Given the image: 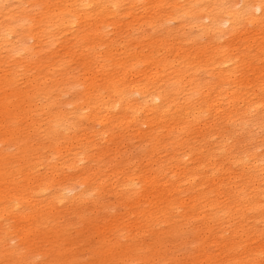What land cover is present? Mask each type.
Masks as SVG:
<instances>
[{
	"label": "bare ground",
	"instance_id": "1",
	"mask_svg": "<svg viewBox=\"0 0 264 264\" xmlns=\"http://www.w3.org/2000/svg\"><path fill=\"white\" fill-rule=\"evenodd\" d=\"M51 1L0 0V69L10 58L16 61L4 89H16L20 65L30 73L38 52L61 38L70 46L67 56L91 52L89 60L74 58L83 72L69 70L59 84L76 92L72 77L76 84L84 77L88 99L74 93L72 109H64L49 71L41 80L29 78L32 90L19 88L23 100L6 98L14 119L0 139L7 145L0 150L6 167L0 168V249L17 237L33 240L58 221L59 205L73 211L85 202L103 206L94 194L110 186L128 200V245L141 248L127 249L119 256L122 264L140 257L164 264L171 242L198 250L184 254V264H264V0ZM183 19L187 32H165L170 21ZM150 27L161 33L152 35ZM130 30L133 36L124 35ZM3 105L2 120L8 116ZM24 118L28 127L42 128L44 143L25 145L19 135ZM123 131L151 145L141 163L122 160L110 179L99 164L88 161L78 169L85 159L119 157L113 153H122ZM77 186L85 187L77 192ZM160 217L186 219L196 234L168 240L150 254L140 239H146L147 222ZM122 232L112 239L121 242ZM116 259L110 255L111 264Z\"/></svg>",
	"mask_w": 264,
	"mask_h": 264
},
{
	"label": "rangeland",
	"instance_id": "2",
	"mask_svg": "<svg viewBox=\"0 0 264 264\" xmlns=\"http://www.w3.org/2000/svg\"><path fill=\"white\" fill-rule=\"evenodd\" d=\"M52 3L53 0L51 1V4ZM40 9L42 8L40 7ZM24 15H26V12L24 13ZM131 19L132 16H128L124 19L125 23H130L128 21H130ZM183 21H170V25H167L168 28H166L167 30H165V32H167L170 27L176 28L180 33L187 32L188 28H186L187 26L184 24L185 22H188L185 19H183ZM125 23L117 26L116 35L124 31ZM148 31L154 36H157L161 33L160 30L156 31L151 27L148 29ZM196 32L197 29L193 28L191 30V33L187 35H191V37H194ZM124 35H128L131 37L134 35V31H127L124 33ZM175 37L178 38V36H172L174 40H176ZM172 38H169L170 41H172ZM203 38V41L207 40V37ZM142 40L144 42L149 41L148 38H143ZM67 47H70L68 42L66 41V39L61 38L50 48L45 47L41 52H38V61L31 63L30 73L26 71L24 66L20 65L18 70L19 79L15 82H12V85L17 90L11 89L6 92L3 83V81H5V79L9 77L7 69L13 67L16 61L10 58L5 63L4 67L0 69V105L4 104V109H8V116L5 118L7 120L4 121L5 119H0V139H4L6 137V127H8L10 122L14 119V115L12 114L11 110L13 107L8 104L6 98H17L18 100H23L25 96H21L18 90L19 88H23V90H25L26 92L32 90L31 82L29 81L30 77H38L41 80L43 73L45 71H49L50 78L48 82L55 85V87L57 88L55 92H59L62 94V100L66 104L64 105V109H68V107L69 109H72V100L74 97V93L79 95V97H81V95L83 94L88 96L87 92H84V90L87 91V89L84 88L85 85L83 84V81L85 79L82 76L79 79L81 84H76L75 77H72L71 79L70 84L75 83L73 87L76 88V92L72 91L73 88H70L69 84L66 88L62 89L59 86V84L62 85V83L68 79L69 74H67V72L69 70H73V73L75 71L77 76H79V74L83 72V66H79L74 58H86L87 60L91 58V52L89 50H87L85 53L73 52L72 57L67 56ZM14 58L18 59V57ZM59 64L61 65L58 66ZM68 87L69 89H71L70 91H67L69 90ZM77 95L75 99L77 98ZM84 95L82 96L83 102L88 99L86 98L87 96L85 97ZM35 118L38 120V122H40L42 119V115L36 116ZM86 122L87 120L83 119L81 127L86 125ZM27 123L28 122L25 121V118L20 121L21 131L19 132V135L25 139V145L29 146L30 149L34 146H38L44 143V132L42 131V128L34 130L33 128L28 127ZM94 125H96L97 128H101V124L99 125V123H95ZM81 127H79V129ZM144 128L146 127L144 126ZM134 135L135 133H133L132 131H123L122 137L124 139L125 137L127 138L125 140L121 138L124 141V145L122 147L123 149H121L122 153H113V156L120 154V156L117 157L118 159L114 158L111 162H108L110 158H108V156L104 154L102 156H99V163L91 162L89 159H85L86 161H82L83 163L79 162L80 164H78V169H81L83 166L87 165L88 161L92 164V167L94 166V164L95 166L99 164L100 166H102V169L106 167V169H103L102 171L103 173H105V175H109L104 179H110L112 173V170L110 169H112L113 166H115L117 163H119V165L121 164V167H123V164H127V166L131 165V162L129 161H132V163H134L136 162L135 159L137 160V162L140 161L141 163L143 158L142 156H144L143 153H146L151 145L143 140V143H140V135L137 134L138 138H136L137 135L136 137ZM256 141L254 142V145L255 143H260L261 141L264 143V141H260L259 138ZM106 143L107 139H102L99 145L104 146ZM145 143H147L149 147ZM250 145L253 146V144H249L248 146ZM6 146V144L0 142V150L5 148ZM262 147H264V144ZM252 148H254V146ZM101 149L102 147H97L96 150ZM123 156H125L126 159H123ZM129 157L133 158L131 159ZM122 160H124L123 164ZM1 167L6 168L4 161L0 159V168ZM124 167L127 168L125 165ZM65 170L68 173L72 172V169L69 168H66ZM1 176L2 173L0 170V177ZM141 183L142 185H145V181L143 179L141 180ZM84 187L85 186H77L76 191L79 192V190L81 191L82 189H84ZM148 188H152V185H148ZM76 191H72L73 193L70 192L71 194H69V196L73 197L76 194ZM94 196L101 199V201L104 203L103 206L96 208L94 202H85L82 203L84 204L83 206L85 208L79 209V211H73L63 204L59 205L58 221H52L50 226L41 228V230L38 231L36 237L33 240H29L24 237H17L9 241V243L3 242L2 249H0V264H23V260L25 257H27V259L31 261L30 264H62V258H65L67 260L74 258V263L71 264H111V261L109 260L110 255L114 259L117 258L116 260H114V264H116V261H118V264H122L123 262L121 261V259H119V256L124 255L127 249L129 250V253L136 249H141L140 245L138 244L128 245V241L130 239L128 237L129 233L125 232L128 230H124L123 228V225L127 222V216L130 211V208L124 205V201L128 200L119 198V194L116 192V189H111L110 186H104V188H100L98 190V194L96 193L94 194ZM83 210H85V212H82ZM64 226H66L65 229L63 228ZM145 230L147 233L146 239H140V241L151 246V250L148 252L150 254L156 253L158 245L165 244L166 242H168V240H177L176 238L179 237L196 234L195 228H192L190 226V223L183 218H179L177 220H169L163 217L154 218L151 221L147 222ZM121 231H123L120 236V241L122 243L116 241L115 239H112L114 235L119 234ZM13 236L16 235L14 234ZM14 248H17L18 250L13 253L12 249ZM169 249L170 250H168L167 259L165 260L164 264H184V254L190 253L192 251L194 252V254H196V251H198L193 246L182 247L181 245H176L172 242L169 245ZM39 251H41L42 253L37 254ZM125 264H148V261L144 257H140L137 259H128L126 260Z\"/></svg>",
	"mask_w": 264,
	"mask_h": 264
}]
</instances>
